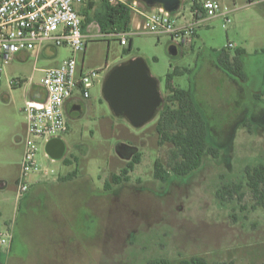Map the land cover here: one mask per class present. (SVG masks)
<instances>
[{"label": "rangeland", "instance_id": "rangeland-1", "mask_svg": "<svg viewBox=\"0 0 264 264\" xmlns=\"http://www.w3.org/2000/svg\"><path fill=\"white\" fill-rule=\"evenodd\" d=\"M90 1L91 14L101 2L78 5L80 14ZM218 1L230 11L204 15L194 24L192 0H182L171 13L174 27L191 23L193 34L132 27L121 44L119 33L101 32L96 22L82 30L87 38L75 53L77 72L97 74L89 96L75 91L63 105V157L51 158L45 142L38 143L34 158L43 190L29 194L28 189L27 202L24 195L16 199L26 136L22 108L30 91L40 87L44 71L58 67L72 51L46 42L37 54L33 50L24 59L0 60V236L10 235L8 244L0 245L5 264H148L155 259L180 264L193 256L208 264H264V208L253 207L245 185L241 197H217L225 184H245L246 166L264 164V97L259 96L264 89V0ZM139 3L151 12L153 7ZM236 49L244 50L241 76L227 75L214 60L220 51L232 56ZM134 57L145 60L164 102L166 75L183 71L172 82L194 92L218 157L205 155L200 168L186 176L165 182L154 177L155 161L166 166L171 149L158 144V113L135 127L116 116L102 95L108 71ZM18 80L21 84H10ZM71 102L81 110L68 111ZM136 152L140 162L128 181L105 186ZM71 172L73 178L59 179ZM32 176L29 172L28 183ZM38 198L37 209L32 204Z\"/></svg>", "mask_w": 264, "mask_h": 264}, {"label": "built area", "instance_id": "built-area-1", "mask_svg": "<svg viewBox=\"0 0 264 264\" xmlns=\"http://www.w3.org/2000/svg\"><path fill=\"white\" fill-rule=\"evenodd\" d=\"M87 0H0V60L8 63L14 55L21 51L38 50L46 42L55 46H66L71 49L72 56L65 59L58 67L44 71L41 79L43 97L25 99L22 108L26 118V136L24 153L17 179V196L20 198L29 189L26 178L29 172L39 170L34 155L38 143L47 142L51 138H61L67 131L63 116V105L66 100L78 91L83 97L89 96L93 77L96 71L77 72L75 53L85 45L86 35L82 31L83 17L77 10ZM251 2L252 0H248ZM109 3H121L128 6L132 13L143 16L134 27L136 30L155 31L157 29L170 34H193L191 23L176 28L171 13L155 7L146 13L139 8V1L108 0ZM206 17L227 14L230 9L218 0H198ZM194 23L198 22V8L191 11ZM131 28V27H130ZM129 31V30H128ZM126 32V31H125ZM119 33L121 44L126 43V33ZM232 45L229 44V47ZM1 72V69H0ZM10 84H21L11 81ZM45 171V170H44ZM42 171V172H44ZM10 235L0 236V245H7Z\"/></svg>", "mask_w": 264, "mask_h": 264}, {"label": "trees", "instance_id": "trees-1", "mask_svg": "<svg viewBox=\"0 0 264 264\" xmlns=\"http://www.w3.org/2000/svg\"><path fill=\"white\" fill-rule=\"evenodd\" d=\"M93 2L88 3V7L82 10V29L84 30L91 22H96L101 32L120 33L130 30L132 10L121 3H109L108 0H101L98 7L91 14ZM198 8L199 13L196 19L204 16V10L198 0H192L191 11ZM243 49H236L230 56L226 51H220L214 60L217 68L227 75L241 74V57ZM183 74L182 70L174 69L166 75L165 102L158 112L155 122V131L158 136V144H170L168 160L166 166L161 161L154 163V177L160 181H167L170 176H186L200 168L205 155L218 157L219 148L211 143L210 126L203 109L198 104L194 92L191 89L176 87L172 80L173 76ZM241 76V75H239ZM264 97V89L259 93ZM140 162V153L132 155L120 173L111 175L110 181L105 182V186L110 183L120 184L128 181V173L133 170L135 164ZM75 172L62 177L63 180L71 179ZM245 184L230 183L223 185L217 191V197L225 199V196L232 198L233 195L242 196V188L245 185L254 201L253 207L264 208V164L259 163L254 166H246L244 169ZM3 252L0 251V264H4ZM148 264H171L167 259H155ZM180 264H208L201 256L182 258ZM211 264H234L229 261H215Z\"/></svg>", "mask_w": 264, "mask_h": 264}, {"label": "water", "instance_id": "water-1", "mask_svg": "<svg viewBox=\"0 0 264 264\" xmlns=\"http://www.w3.org/2000/svg\"><path fill=\"white\" fill-rule=\"evenodd\" d=\"M150 7H160L173 13L180 8L182 0H135ZM172 54L176 49H171ZM34 97H43L42 89L33 92ZM102 95L110 110L123 117L135 127L151 121L164 104L158 80L150 73L149 67L141 57L130 58L113 66L106 74L102 84ZM44 149L51 158H62L65 143L62 138H51Z\"/></svg>", "mask_w": 264, "mask_h": 264}, {"label": "crops", "instance_id": "crops-1", "mask_svg": "<svg viewBox=\"0 0 264 264\" xmlns=\"http://www.w3.org/2000/svg\"><path fill=\"white\" fill-rule=\"evenodd\" d=\"M83 6V5H82ZM81 6V7H82ZM155 7H153L152 8V10L154 9ZM151 10V11H152ZM147 12V11H146ZM139 16L140 17H142L143 18V16L142 15H140V14H136V13H132V19H131V25H130V27L132 28H134L137 24H138V22H140L142 19H140L139 18ZM204 18V17H203ZM203 18H201V19H203ZM201 19H199V21L201 20ZM47 50H48V47H45ZM42 50L43 49H41L40 50V52H42ZM46 50V51H47ZM39 52V53H40ZM28 53H29V51H21V52H19V53H17V54H15L14 55V57L15 58H18V59H24L27 55H28ZM38 52H36V54H37ZM40 87H38V88H35L34 89V91L35 90H37V89H39ZM41 89V88H40ZM30 97H34V95H33V93H31L30 92ZM71 103H74V102H71ZM76 111H78V110H76ZM18 140H20L21 141V138L20 137H18ZM40 174V173H39ZM62 177H64V176H62ZM32 181L30 182V185H29V191H30V193L29 194H31V192H34L35 191V189L36 188H38L37 189V191H39V192H41L42 190H43V186H41L42 184H44V183H38V177H37V172L36 173H33V176H32ZM59 179L61 180L62 178L61 177H59ZM63 181V180H62ZM36 192V191H35ZM29 194L27 193L26 195H24L21 199H26V201L25 202H27L31 197L29 196ZM38 197H39V195H38ZM17 199V198H16ZM41 198H38L35 202H34V204H32V206H34L35 205V207H37V209L39 208V204H41V200H40ZM34 201V200H33ZM33 201H32V203H33ZM29 204H30V201H29ZM28 204V205H29ZM12 243H13V241L11 240V242H10V245H9V248L11 249L12 248ZM6 252V251H5ZM10 252V251H9ZM4 257L5 256H3V259H4ZM4 264H5V261H4Z\"/></svg>", "mask_w": 264, "mask_h": 264}, {"label": "flooded vegetation", "instance_id": "flooded-vegetation-1", "mask_svg": "<svg viewBox=\"0 0 264 264\" xmlns=\"http://www.w3.org/2000/svg\"><path fill=\"white\" fill-rule=\"evenodd\" d=\"M30 92L33 93L34 92V89H32ZM67 110L68 111H72V110H74V111H76V110L80 111L81 110V107L77 103H69V105L67 107Z\"/></svg>", "mask_w": 264, "mask_h": 264}]
</instances>
